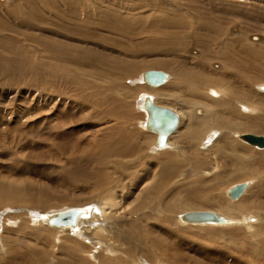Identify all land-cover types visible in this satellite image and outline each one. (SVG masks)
I'll list each match as a JSON object with an SVG mask.
<instances>
[{"label":"rangeland","instance_id":"rangeland-1","mask_svg":"<svg viewBox=\"0 0 264 264\" xmlns=\"http://www.w3.org/2000/svg\"><path fill=\"white\" fill-rule=\"evenodd\" d=\"M154 68L169 78L152 89L138 76ZM262 85L263 1L0 0V264H264V148L236 137L264 132L232 128L264 125ZM142 93L181 107L170 149L140 125ZM109 195L99 235L32 217ZM197 210L250 220L177 219Z\"/></svg>","mask_w":264,"mask_h":264},{"label":"bare ground","instance_id":"bare-ground-1","mask_svg":"<svg viewBox=\"0 0 264 264\" xmlns=\"http://www.w3.org/2000/svg\"><path fill=\"white\" fill-rule=\"evenodd\" d=\"M257 1H259V0H257ZM253 38V37H252ZM256 38V37H255ZM258 38V37H257ZM255 40V39H254ZM252 51H254V50H252ZM257 51V50H256ZM256 51H255V53H256ZM250 55V54H249ZM248 56V55H247ZM252 60V59H251ZM150 70H157V71H162V72H164L163 70H158V69H150ZM146 71V70H145ZM144 73V71L143 72H141L140 73V75L138 76V80L140 81V83L141 84H147V86L149 87V88H158V87H160V86H162L163 84H165L166 83V81L168 80V78H169V74L167 73V72H164L165 74H166V77H165V79H164V81L160 84V85H158V86H151L147 81H144L143 80V76H142V74ZM262 88H263V90H264V86L262 85L261 86ZM213 91V92H217V89L215 88V89H210V91ZM214 94V93H213ZM146 98H150V99H152L153 100V102L155 103V104H157V105H159L158 103H156V101L154 100V98L152 97V95H150V94H148V93H145V94H141L140 95V97L138 98V103H137V109H138V111L139 112H141L142 113V115H143V122L140 124L142 127H143V129L145 130V131H147V132H149V133H151V134H153V135H155V140H156V138H157V135H156V133H154L152 130H150V128L147 126V113H146V111L144 110V108H143V106H144V102H145V99ZM240 104V107H241V109L242 110H244V111H246V112H253L254 114H256V116H257V114H259V113H261L260 111V109L257 107V106H255V107H250V106H248V105H246V104H244V103H242V102H240L239 103ZM160 106H162V105H160ZM166 107V106H165ZM167 108H170V107H167ZM174 113H176L177 114V116H178V125H177V127H176V129H175V131L174 132H172L171 134H169L168 136H167V138H166V142H165V144H164V147H161V146H156L155 145V140L153 141V148L155 149V150H157V151H165V150H167V149H170V145H171V142L169 141V140H171L170 138L172 137V136H174L176 133H177V128H178V126H179V124H180V115H181V112L180 111H178V110H174V109H172V108H170ZM264 112V111H263ZM180 114V115H179ZM196 114H202V112H201V110H197L196 111ZM259 117V116H258ZM244 119V118H243ZM242 119V123H236L234 126H232V128L233 129H241V130H243V129H250V130H253V131H257V132H264V125H261V124H253V122H252V119H260V118H255L254 116H252V118L250 117V119L248 118V119H244L243 120ZM263 119V118H262ZM254 121V120H253ZM255 122V121H254ZM259 123V122H258ZM221 125V124H220ZM224 127V126H223ZM225 130V129H224ZM240 131V130H239ZM190 134L191 135V131H187V133L186 134ZM226 133V132H225ZM185 134V135H186ZM241 134H243V133H239V134H237L236 135V137H238L239 139H241L240 138V135ZM215 137V132L214 131H209L207 134H206V136L204 137V139L202 140V143H201V145H208V144H210L212 141L211 140H213V139H215L214 138ZM241 141H242V139H241ZM244 141V140H243ZM244 143H245V141H244ZM226 146H228V145H226ZM250 146H251V144H250ZM253 147H254V145H252ZM255 148H258L259 150H260V148L259 147H255ZM262 150H264V149H262ZM250 154L249 156H246L244 153H246V154H248V153ZM254 153H256L258 156H259V158L260 159H263L264 160V153H262V152H254ZM244 154V155H243ZM243 156L242 155H236V156H234V159L236 160V161H241V162H245L246 160H249L248 162H250V159L254 156V154L252 153V152H250L249 150L247 151V150H244L243 151ZM163 157H165L164 158V160H163V162H162V164H163V166H162V173H163V175H164V178L166 179V180H169V178H171V176H173L174 175V173H175V171H176V169H177V162H176V158L174 157V156H170V154H168V155H165V156H163ZM201 162V161H200ZM138 179V178H137ZM247 183V186H246V188L248 187V185H249V182H246ZM231 188V187H230ZM246 188H245V190H246ZM229 189V188H228ZM228 189L226 190V194H227V191H228ZM244 190V191H245ZM244 193V192H243ZM242 193V194H243ZM43 194V193H42ZM241 194V195H242ZM240 195V196H241ZM45 196V195H44ZM226 196H228V195H226ZM239 196V197H240ZM229 197V196H228ZM238 197V198H239ZM230 198V197H229ZM237 198V199H238ZM231 199V198H230ZM237 199H231V200H237ZM116 200H117V196H107L106 198L104 197V199L99 203V204H95V205H91L92 203H90L89 205H85V206H81V207H77V206H71V207H65V208H62V209H58V210H55V211H50V212H46V213H44L43 215H40V213L41 212H39V214H38V211H36V213L35 214H33V220L35 221V222H39V223H41V221H42V223L44 224V225H46V226H49V227H53V228H60V229H64V230H68L69 232H71L72 234H75V235H78V236H82V237H86L85 236V234L87 233V230L89 229V227H90V225H92V223L93 222H95L96 221V219L97 218H100V220H104L105 218H106V215L108 214V212H110V209H112L114 206H116L117 205V202H116ZM70 208H84V212L82 213V214H80L79 216H78V218H77V221H76V224H75V226H51V225H49V224H46V222H47V218H48V215L49 214H51V213H55V212H59V211H63V210H67V209H70ZM237 208L235 207V210H236ZM113 211V210H112ZM99 212V214L98 215H96L97 213ZM111 213V212H110ZM185 213V212H184ZM214 213H216V214H218L219 216H222V217H228L229 216V213L228 212H224V214L223 213H221V214H219L218 212H214ZM183 214V213H182ZM182 214H177L176 216H177V219L178 218H180V221H181V223L183 224H193V225H204V226H214V225H219V226H227V225H230V226H232V225H234V223L235 224H237L238 222L239 223H241V224H245V223H247L249 220H250V218L248 217V216H245V214H242L241 216H240V218L238 219L239 221H236V222H233L232 220L230 221V220H228L227 218H225V222L224 223H218V222H206V223H193V222H187V221H184V220H182L181 219V216H182ZM228 215V216H227ZM235 220V219H234ZM230 223H233V224H230ZM89 231V230H88ZM90 233L91 234H100V233H104V230H103V228H102V226H98V227H95L94 228V226L92 225V227H91V229H90ZM102 251V250H101ZM20 255V254H19Z\"/></svg>","mask_w":264,"mask_h":264},{"label":"water","instance_id":"water-1","mask_svg":"<svg viewBox=\"0 0 264 264\" xmlns=\"http://www.w3.org/2000/svg\"><path fill=\"white\" fill-rule=\"evenodd\" d=\"M259 1L264 2V0ZM142 76L143 80L151 86H158L164 81L166 74L162 71L146 70ZM143 108L147 113V126L157 135L155 145L164 147L167 136L174 132L178 125L177 114L170 108L155 104L150 98L145 99ZM240 138L248 144L264 148V135L243 133ZM246 186V182L234 184L228 189L227 195L231 199H237L244 192ZM84 211V208H70L51 213L48 215L46 224L51 226H75L78 216ZM181 219L193 223H224L226 221L224 217L210 210L187 211L182 214Z\"/></svg>","mask_w":264,"mask_h":264},{"label":"crops","instance_id":"crops-1","mask_svg":"<svg viewBox=\"0 0 264 264\" xmlns=\"http://www.w3.org/2000/svg\"><path fill=\"white\" fill-rule=\"evenodd\" d=\"M154 69H158V68H154ZM158 70H161V69H158ZM166 72V71H165ZM155 100V99H154ZM156 101V100H155ZM158 103V102H157ZM159 105H164V106H166V107H170V108H172V109H177V110H179L178 108H181V107H178V108H176L175 106H173V105H168V104H160V103H158Z\"/></svg>","mask_w":264,"mask_h":264}]
</instances>
